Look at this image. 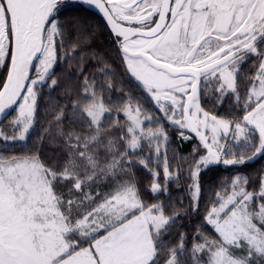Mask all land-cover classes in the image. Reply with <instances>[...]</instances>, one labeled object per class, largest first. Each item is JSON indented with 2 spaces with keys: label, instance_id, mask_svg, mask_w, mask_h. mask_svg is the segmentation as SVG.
<instances>
[{
  "label": "snow or ice",
  "instance_id": "1",
  "mask_svg": "<svg viewBox=\"0 0 264 264\" xmlns=\"http://www.w3.org/2000/svg\"><path fill=\"white\" fill-rule=\"evenodd\" d=\"M0 264H264V0H0Z\"/></svg>",
  "mask_w": 264,
  "mask_h": 264
},
{
  "label": "trees",
  "instance_id": "2",
  "mask_svg": "<svg viewBox=\"0 0 264 264\" xmlns=\"http://www.w3.org/2000/svg\"><path fill=\"white\" fill-rule=\"evenodd\" d=\"M109 43V39L105 34L100 36L99 39L95 42V47L97 49L106 50L109 47ZM259 167L260 164H256L255 167H250L247 169V171L255 172L257 169H259ZM234 174L235 173L231 169H224L223 166H221L219 170L214 169L212 172H209L205 177V180H216L218 177L227 178L233 176Z\"/></svg>",
  "mask_w": 264,
  "mask_h": 264
},
{
  "label": "water",
  "instance_id": "3",
  "mask_svg": "<svg viewBox=\"0 0 264 264\" xmlns=\"http://www.w3.org/2000/svg\"><path fill=\"white\" fill-rule=\"evenodd\" d=\"M91 13H93L96 17H100V14L95 9H89Z\"/></svg>",
  "mask_w": 264,
  "mask_h": 264
}]
</instances>
